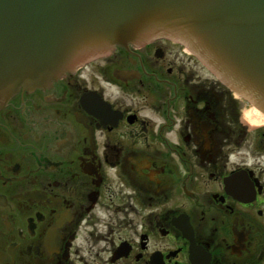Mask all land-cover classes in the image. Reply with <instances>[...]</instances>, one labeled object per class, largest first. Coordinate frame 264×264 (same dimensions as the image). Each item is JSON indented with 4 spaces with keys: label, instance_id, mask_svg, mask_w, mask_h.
I'll return each mask as SVG.
<instances>
[{
    "label": "flooded vegetation",
    "instance_id": "obj_1",
    "mask_svg": "<svg viewBox=\"0 0 264 264\" xmlns=\"http://www.w3.org/2000/svg\"><path fill=\"white\" fill-rule=\"evenodd\" d=\"M244 103L163 39L18 90L0 104V264H264V125Z\"/></svg>",
    "mask_w": 264,
    "mask_h": 264
},
{
    "label": "water",
    "instance_id": "obj_2",
    "mask_svg": "<svg viewBox=\"0 0 264 264\" xmlns=\"http://www.w3.org/2000/svg\"><path fill=\"white\" fill-rule=\"evenodd\" d=\"M155 38L184 45L264 115V0H0V104Z\"/></svg>",
    "mask_w": 264,
    "mask_h": 264
},
{
    "label": "bare ground",
    "instance_id": "obj_3",
    "mask_svg": "<svg viewBox=\"0 0 264 264\" xmlns=\"http://www.w3.org/2000/svg\"><path fill=\"white\" fill-rule=\"evenodd\" d=\"M243 117L253 127L260 122H264V117L255 108L248 110L247 113L243 114Z\"/></svg>",
    "mask_w": 264,
    "mask_h": 264
},
{
    "label": "rangeland",
    "instance_id": "obj_4",
    "mask_svg": "<svg viewBox=\"0 0 264 264\" xmlns=\"http://www.w3.org/2000/svg\"><path fill=\"white\" fill-rule=\"evenodd\" d=\"M191 55V54H190ZM191 56H193V55H191ZM215 79H217L216 77H215ZM221 83V82H220ZM251 109V106H250V104L249 103H244L243 104V113H247V111L248 110H250ZM259 125H264V122H260V123H258L257 124V126H259ZM256 126V125H255ZM254 126V127H255ZM250 127H253V126H250Z\"/></svg>",
    "mask_w": 264,
    "mask_h": 264
}]
</instances>
